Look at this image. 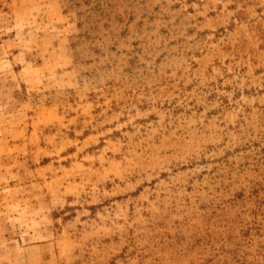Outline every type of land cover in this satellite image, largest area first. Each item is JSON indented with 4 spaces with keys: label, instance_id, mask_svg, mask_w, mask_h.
<instances>
[{
    "label": "rangeland",
    "instance_id": "1",
    "mask_svg": "<svg viewBox=\"0 0 264 264\" xmlns=\"http://www.w3.org/2000/svg\"><path fill=\"white\" fill-rule=\"evenodd\" d=\"M0 264H264V0H0Z\"/></svg>",
    "mask_w": 264,
    "mask_h": 264
}]
</instances>
